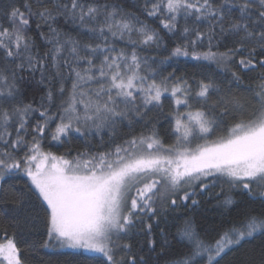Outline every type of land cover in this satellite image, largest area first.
<instances>
[{
    "label": "snow or ice",
    "instance_id": "6c2138e0",
    "mask_svg": "<svg viewBox=\"0 0 264 264\" xmlns=\"http://www.w3.org/2000/svg\"><path fill=\"white\" fill-rule=\"evenodd\" d=\"M180 58L201 72L165 75ZM165 99L168 144L150 115ZM17 174L27 193L4 188ZM206 194L224 217L211 239L188 214ZM0 218L15 230L0 264H25L17 236L94 264H149L131 240L155 252L154 228L165 264H220L264 237V0H0Z\"/></svg>",
    "mask_w": 264,
    "mask_h": 264
},
{
    "label": "trees",
    "instance_id": "16d2710c",
    "mask_svg": "<svg viewBox=\"0 0 264 264\" xmlns=\"http://www.w3.org/2000/svg\"><path fill=\"white\" fill-rule=\"evenodd\" d=\"M146 22L153 26H158V23L156 21L146 20ZM30 34L35 36L37 44H40L38 34L34 31ZM161 34L165 35L163 32ZM165 40L168 42V48L170 49L173 46L171 39L165 35ZM41 50H43V47ZM144 54L161 58L167 56L168 52L161 49L160 51H150ZM174 68L176 69V75L186 74L188 76H192L194 73L199 74L201 72V69L194 67L192 63L187 62L184 58H180L179 60L173 62L171 67H166L164 74L166 75L168 72L173 71ZM244 75L246 83H255V73H246ZM33 95H36L37 99H39V92L37 91V88L35 86L25 89L26 99H30ZM183 110L184 109H181V111ZM171 111L172 102L171 100L165 99L162 109H154L150 113V115L154 116L156 118V121H158L157 128L159 134L166 144L171 143L172 139L174 138L170 134V121L168 119V115ZM140 130L141 129L139 128V126H137L135 129L136 132H139ZM120 131L127 132L128 129L122 128L120 129ZM97 142L98 141H96L95 139L92 141L93 145H95ZM85 147L86 145L78 139L68 141L64 143L63 146H58L55 142L50 143L49 139H45V141L43 142V148L45 151H52L56 154H61L69 148H71L73 150V154H75L76 151H82ZM26 183V177H23L22 174H17L11 176L10 178H7L4 181L3 186L5 189H9V186L14 185L15 190H22L24 193H27L28 190L25 187ZM212 191L219 192L220 188L217 187ZM199 199L201 200V204L199 205V207L189 212L188 214L194 216L199 225L209 230V238L211 239L215 236V232H212L211 229L213 228V226L219 229L220 221L224 219V217L222 216V210L217 207V201L215 199L209 198L207 194L203 197H199ZM177 211L185 212L187 210L181 208ZM34 212L36 215L43 218V209L37 207ZM43 227L44 226L42 223L37 225V228L40 230H42ZM160 227L166 228V230L170 233L169 240H172L171 233L174 231V229L167 228L163 220L161 221ZM5 229H7V234L9 236H11L15 231L14 229L7 226V221L5 219L0 218V238L4 236ZM153 237L157 241L155 252L149 253L148 248L145 245V241L147 239L146 236H135L132 238L131 243L133 244V252L137 253L138 255L144 256L149 260V264H165V260H167L169 257L167 255H160L162 248V238L159 236V229H153ZM26 239L28 243H21L20 237H16L18 246L24 252L25 264H94L93 261L88 260L83 256L77 255L73 250L70 249H60L58 247L41 248L40 244H42L43 242V237L41 236L32 235L26 237ZM33 241H37V247L35 251H32L29 248V244H31ZM0 242H3L2 239H0ZM262 244H264V237L257 235L254 240L243 243V245L239 249L229 251L226 255H224L223 259L220 260V264H240L242 258L250 259L253 264H260V249ZM141 245H145L143 251H140ZM178 249L179 245H175L173 249H164V251L173 252ZM157 257L159 258L157 259Z\"/></svg>",
    "mask_w": 264,
    "mask_h": 264
}]
</instances>
